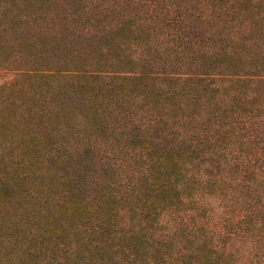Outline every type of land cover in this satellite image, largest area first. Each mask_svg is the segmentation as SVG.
I'll use <instances>...</instances> for the list:
<instances>
[{
  "label": "trees",
  "instance_id": "16d2710c",
  "mask_svg": "<svg viewBox=\"0 0 264 264\" xmlns=\"http://www.w3.org/2000/svg\"><path fill=\"white\" fill-rule=\"evenodd\" d=\"M0 264H264V0H0Z\"/></svg>",
  "mask_w": 264,
  "mask_h": 264
}]
</instances>
